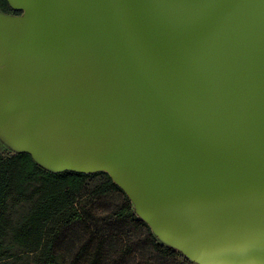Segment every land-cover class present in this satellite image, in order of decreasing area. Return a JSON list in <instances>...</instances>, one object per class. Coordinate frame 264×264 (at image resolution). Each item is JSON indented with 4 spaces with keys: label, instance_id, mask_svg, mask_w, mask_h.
<instances>
[{
    "label": "water",
    "instance_id": "water-1",
    "mask_svg": "<svg viewBox=\"0 0 264 264\" xmlns=\"http://www.w3.org/2000/svg\"><path fill=\"white\" fill-rule=\"evenodd\" d=\"M5 1L14 150L106 173L195 264H264V0Z\"/></svg>",
    "mask_w": 264,
    "mask_h": 264
},
{
    "label": "trees",
    "instance_id": "trees-1",
    "mask_svg": "<svg viewBox=\"0 0 264 264\" xmlns=\"http://www.w3.org/2000/svg\"><path fill=\"white\" fill-rule=\"evenodd\" d=\"M0 12L19 15L5 0H0ZM99 178L94 196L116 195L122 206L115 215L135 227L150 228L135 213L125 193L104 172L82 174L78 172H52L38 165L25 152L0 153V264L10 259L27 256L33 264H58L55 247L62 232L88 215L77 207L87 182ZM26 205L27 210L17 220L8 215L9 207ZM155 242V241H154ZM154 249L166 255L171 251L154 243ZM87 243L80 246L74 264H101L102 244L90 250ZM181 264H193L180 253L171 251Z\"/></svg>",
    "mask_w": 264,
    "mask_h": 264
},
{
    "label": "rangeland",
    "instance_id": "rangeland-1",
    "mask_svg": "<svg viewBox=\"0 0 264 264\" xmlns=\"http://www.w3.org/2000/svg\"><path fill=\"white\" fill-rule=\"evenodd\" d=\"M14 149L7 136L0 130V153H16ZM99 180V178L89 180L76 203L77 207L86 211L88 215H84L81 221L62 232L55 247L58 264H74L78 249L85 243L87 246L90 245V250L98 243L102 244L101 264H181L171 251L180 252L163 243L152 231L149 234L145 228L135 227L124 218L119 219L115 215L122 206L118 196H94L93 191ZM26 210V205L9 207L8 215L15 221ZM154 243L169 247L171 251L164 255L154 249ZM183 257L189 260L184 255ZM4 264H33V259L19 256Z\"/></svg>",
    "mask_w": 264,
    "mask_h": 264
},
{
    "label": "flooded vegetation",
    "instance_id": "flooded-vegetation-1",
    "mask_svg": "<svg viewBox=\"0 0 264 264\" xmlns=\"http://www.w3.org/2000/svg\"><path fill=\"white\" fill-rule=\"evenodd\" d=\"M5 61V63H4ZM6 62H7V56L2 58V61L0 62V70H6ZM5 67V69H4Z\"/></svg>",
    "mask_w": 264,
    "mask_h": 264
}]
</instances>
